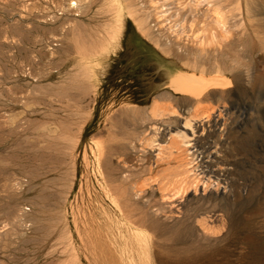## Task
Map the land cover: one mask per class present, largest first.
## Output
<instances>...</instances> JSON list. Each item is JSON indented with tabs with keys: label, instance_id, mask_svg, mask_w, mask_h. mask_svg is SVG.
Here are the masks:
<instances>
[{
	"label": "rangeland",
	"instance_id": "1",
	"mask_svg": "<svg viewBox=\"0 0 264 264\" xmlns=\"http://www.w3.org/2000/svg\"><path fill=\"white\" fill-rule=\"evenodd\" d=\"M68 1L0 0V264H125L129 254L135 264H166L156 258L158 252L189 255L191 244L175 243L169 222L151 216L143 202L131 204L127 194L133 182L148 187L146 182L172 177L182 159H190L180 143L169 141L147 159L144 140L154 137L150 126L176 110L181 117L220 115L211 112L220 102L212 89L196 97L172 88L166 67L143 47L153 45L146 36L138 38L137 47L134 36L119 42L112 24L119 13L129 14L127 6L129 15L147 16L152 28L148 0H122L121 10L115 0H79L84 7L78 13L65 10ZM226 2L221 6L230 14L232 4ZM249 5L255 19L264 21V0ZM171 21L165 18L164 27ZM246 27L252 31L249 23ZM251 46L240 44L239 55L252 54ZM252 55L264 75V61ZM191 58L167 60L179 71L214 74L193 67ZM239 84L229 101L236 120L231 144L256 150L248 173L256 184L264 171V101L259 99L264 93L244 78ZM215 143L208 136L203 145ZM153 193L147 188L144 195L154 203L160 195ZM126 242L134 253H123ZM202 253L193 264H205L212 255Z\"/></svg>",
	"mask_w": 264,
	"mask_h": 264
},
{
	"label": "bare ground",
	"instance_id": "2",
	"mask_svg": "<svg viewBox=\"0 0 264 264\" xmlns=\"http://www.w3.org/2000/svg\"><path fill=\"white\" fill-rule=\"evenodd\" d=\"M114 2L115 7L121 10L122 0ZM148 2L155 16L154 23H151L152 28L146 24L147 16H135L136 24L143 36L153 43L151 46L143 47L150 48L152 51L150 53L155 55L159 66L166 67L168 84L176 91L192 93L200 97L212 89V93L220 103L216 108L211 109V112L217 109L220 115L211 114L213 116L209 117L208 114H202L190 118L181 117L177 110L172 113L166 111L162 124L150 126L154 137L144 140L149 148L142 150L145 151L146 158L150 159L156 155L154 151L159 149L162 142L180 143V147L188 150L190 159L183 163L182 159L180 167L178 163L175 164L179 168L172 172V177L162 176L161 180L146 182L148 187H137L138 185L133 182L129 185L127 199L128 201L130 199L131 204L143 202L147 205V211L151 216L169 222L175 243L181 240L191 244L187 250L190 254L185 256L180 252L171 256L158 252L156 258L166 264H193L199 260L197 258L203 251L212 253L205 264H264V171L260 182L254 184L248 173L252 159L257 158L256 150L247 144H231L234 143L233 128L236 120L229 102L240 90L239 79L243 78L251 83L253 89L262 91L260 96H263L264 75L257 69L252 54L255 53L258 60L264 61V21L255 19L249 0H228L232 6L225 9L229 10L230 14L223 11L224 4L221 6V0H148ZM82 7L84 5L79 0H69L64 5L65 10L73 11L75 8L77 13ZM125 10L132 14L128 6ZM188 17L191 18H189L190 22ZM165 18L173 21L170 28L164 27ZM185 20L188 21L186 25ZM193 23L199 26L194 28ZM247 23L252 26V31H248ZM112 26L113 29H118V24L114 23ZM248 42L252 44L248 49L252 54L242 53L240 56L237 51L238 46L242 48L240 44L244 45ZM137 45L138 43L136 47ZM169 55L178 58L192 56L193 67L214 74L207 76V74L183 72L181 69L179 71L170 60H167ZM246 55L249 56V60L241 63ZM199 57L205 59L198 61ZM240 63L244 66L243 70H238ZM86 69L87 67L85 71ZM261 98L259 99L263 104L264 99ZM258 118L254 123L260 121ZM261 130L264 133V129ZM208 136L215 137L217 145L213 148L203 145ZM152 146L155 147L151 148ZM150 169L152 170L148 165V170ZM141 185L139 183V186ZM147 188H150L152 193L157 192L160 195L154 203L152 200V203L150 202L149 195H144ZM235 219L238 221V228H235ZM122 226H125L124 223ZM239 236L242 237L240 244L232 246ZM128 245L129 249H123V253H128L132 249L131 243ZM123 253L120 258L123 257ZM229 255L233 257L230 258ZM125 264H135L131 254L128 255Z\"/></svg>",
	"mask_w": 264,
	"mask_h": 264
},
{
	"label": "crops",
	"instance_id": "3",
	"mask_svg": "<svg viewBox=\"0 0 264 264\" xmlns=\"http://www.w3.org/2000/svg\"><path fill=\"white\" fill-rule=\"evenodd\" d=\"M121 19V20H120ZM116 24H118L119 42L126 40L130 36H134L136 38V42L139 43L138 38H142L143 33L141 29L138 27L135 21V16H131L129 14H126V12L119 13L118 16L115 18ZM120 20V21H118ZM145 46V45H144ZM149 52H152L150 48H147ZM155 56V55H154Z\"/></svg>",
	"mask_w": 264,
	"mask_h": 264
},
{
	"label": "built area",
	"instance_id": "4",
	"mask_svg": "<svg viewBox=\"0 0 264 264\" xmlns=\"http://www.w3.org/2000/svg\"><path fill=\"white\" fill-rule=\"evenodd\" d=\"M59 13H61V12H59ZM25 209H27V208H25ZM23 226H24L26 229H28L29 226H30V223H29V222H26Z\"/></svg>",
	"mask_w": 264,
	"mask_h": 264
}]
</instances>
